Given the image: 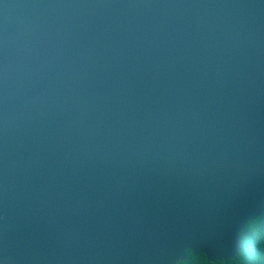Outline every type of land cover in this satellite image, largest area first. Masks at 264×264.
I'll return each mask as SVG.
<instances>
[{"label": "water", "instance_id": "1", "mask_svg": "<svg viewBox=\"0 0 264 264\" xmlns=\"http://www.w3.org/2000/svg\"><path fill=\"white\" fill-rule=\"evenodd\" d=\"M264 214V0H0V264L234 259Z\"/></svg>", "mask_w": 264, "mask_h": 264}, {"label": "trees", "instance_id": "2", "mask_svg": "<svg viewBox=\"0 0 264 264\" xmlns=\"http://www.w3.org/2000/svg\"><path fill=\"white\" fill-rule=\"evenodd\" d=\"M242 235V246L234 259H228L227 264H264V214L249 222ZM226 264V260L211 262L203 255H195L187 251L186 259L180 264Z\"/></svg>", "mask_w": 264, "mask_h": 264}, {"label": "snow or ice", "instance_id": "3", "mask_svg": "<svg viewBox=\"0 0 264 264\" xmlns=\"http://www.w3.org/2000/svg\"><path fill=\"white\" fill-rule=\"evenodd\" d=\"M205 264H208V262H205ZM226 264H227V260H226Z\"/></svg>", "mask_w": 264, "mask_h": 264}]
</instances>
